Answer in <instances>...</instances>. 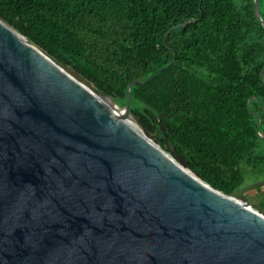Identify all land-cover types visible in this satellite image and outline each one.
Returning a JSON list of instances; mask_svg holds the SVG:
<instances>
[{"label": "water", "instance_id": "water-1", "mask_svg": "<svg viewBox=\"0 0 264 264\" xmlns=\"http://www.w3.org/2000/svg\"><path fill=\"white\" fill-rule=\"evenodd\" d=\"M262 186L213 189L128 93L119 108L0 20V264H264V215L245 198Z\"/></svg>", "mask_w": 264, "mask_h": 264}, {"label": "trees", "instance_id": "trees-1", "mask_svg": "<svg viewBox=\"0 0 264 264\" xmlns=\"http://www.w3.org/2000/svg\"><path fill=\"white\" fill-rule=\"evenodd\" d=\"M257 1L263 24L253 0H0V20L120 108L128 93L160 148L230 195L264 181ZM245 198L264 215V186Z\"/></svg>", "mask_w": 264, "mask_h": 264}, {"label": "bare ground", "instance_id": "bare-ground-1", "mask_svg": "<svg viewBox=\"0 0 264 264\" xmlns=\"http://www.w3.org/2000/svg\"><path fill=\"white\" fill-rule=\"evenodd\" d=\"M89 91H92L93 90L89 87V86H86ZM93 95L96 96V98H98L99 100H101L103 103H105V101L100 97L98 96L95 92H93ZM106 106L108 107L109 105L107 103H105ZM125 123L131 127L135 132H137L142 138H144L145 140H147L148 142H151V140L144 134V132L131 120L129 119H124ZM189 174V173H188ZM190 178H192L193 180H197V178H195L193 175L189 174ZM198 181V180H197Z\"/></svg>", "mask_w": 264, "mask_h": 264}, {"label": "rangeland", "instance_id": "rangeland-1", "mask_svg": "<svg viewBox=\"0 0 264 264\" xmlns=\"http://www.w3.org/2000/svg\"><path fill=\"white\" fill-rule=\"evenodd\" d=\"M117 105V104H116ZM119 108H120V106L119 105H117ZM250 181H252L251 179H249ZM248 180V181H249ZM251 204H256V202L254 201V200H251V202H250Z\"/></svg>", "mask_w": 264, "mask_h": 264}]
</instances>
